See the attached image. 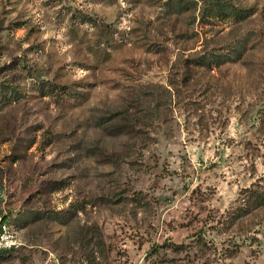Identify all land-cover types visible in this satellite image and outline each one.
Returning <instances> with one entry per match:
<instances>
[{
  "label": "rangeland",
  "instance_id": "obj_1",
  "mask_svg": "<svg viewBox=\"0 0 264 264\" xmlns=\"http://www.w3.org/2000/svg\"><path fill=\"white\" fill-rule=\"evenodd\" d=\"M262 186L264 0H0V264H264Z\"/></svg>",
  "mask_w": 264,
  "mask_h": 264
},
{
  "label": "trees",
  "instance_id": "obj_2",
  "mask_svg": "<svg viewBox=\"0 0 264 264\" xmlns=\"http://www.w3.org/2000/svg\"><path fill=\"white\" fill-rule=\"evenodd\" d=\"M222 12H225L224 11V6H221V5L217 4V5H214L212 7H209L207 9L206 14L209 17L210 16L219 17V16H221ZM217 61H218V57H215V58L209 59V60H204V62H206L207 64L208 63L211 64V62L216 63ZM62 92H66L68 94L71 93L69 90H66V89L61 91V93ZM247 198L249 199L248 200L249 205L256 206V204L257 205L264 204V186H262V188L259 189V190H256V189L255 190H251ZM243 210H245V209L242 206L237 207V211L239 213L240 212L242 213ZM6 251H9V250H4V251L0 252V256H1L2 253L6 252Z\"/></svg>",
  "mask_w": 264,
  "mask_h": 264
},
{
  "label": "built area",
  "instance_id": "obj_3",
  "mask_svg": "<svg viewBox=\"0 0 264 264\" xmlns=\"http://www.w3.org/2000/svg\"><path fill=\"white\" fill-rule=\"evenodd\" d=\"M18 246L16 230L2 218H0V252Z\"/></svg>",
  "mask_w": 264,
  "mask_h": 264
}]
</instances>
